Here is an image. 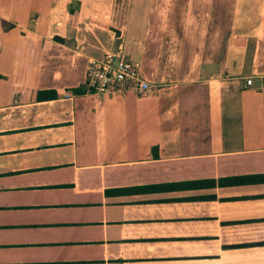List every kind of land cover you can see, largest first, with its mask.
Returning <instances> with one entry per match:
<instances>
[{
    "label": "crops",
    "instance_id": "obj_1",
    "mask_svg": "<svg viewBox=\"0 0 264 264\" xmlns=\"http://www.w3.org/2000/svg\"><path fill=\"white\" fill-rule=\"evenodd\" d=\"M0 264H264V0H0Z\"/></svg>",
    "mask_w": 264,
    "mask_h": 264
},
{
    "label": "built area",
    "instance_id": "obj_2",
    "mask_svg": "<svg viewBox=\"0 0 264 264\" xmlns=\"http://www.w3.org/2000/svg\"><path fill=\"white\" fill-rule=\"evenodd\" d=\"M251 84L252 78H246L245 85ZM81 87L87 92L112 96L126 91L142 96L154 88L153 84L143 77L139 63L123 56L115 58L112 53H106L101 58H92L89 61Z\"/></svg>",
    "mask_w": 264,
    "mask_h": 264
},
{
    "label": "trees",
    "instance_id": "obj_3",
    "mask_svg": "<svg viewBox=\"0 0 264 264\" xmlns=\"http://www.w3.org/2000/svg\"><path fill=\"white\" fill-rule=\"evenodd\" d=\"M77 7V6H76ZM74 5L68 7V11H69V17H68V22L69 24H76V20H77V8ZM41 94H43L42 96H45V99H48L50 97L53 96V94H51V92L49 91H42Z\"/></svg>",
    "mask_w": 264,
    "mask_h": 264
},
{
    "label": "rangeland",
    "instance_id": "obj_4",
    "mask_svg": "<svg viewBox=\"0 0 264 264\" xmlns=\"http://www.w3.org/2000/svg\"><path fill=\"white\" fill-rule=\"evenodd\" d=\"M185 8H187V7L185 6Z\"/></svg>",
    "mask_w": 264,
    "mask_h": 264
}]
</instances>
